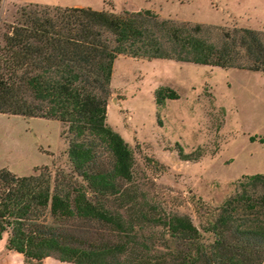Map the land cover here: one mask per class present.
<instances>
[{
    "label": "trees",
    "instance_id": "1",
    "mask_svg": "<svg viewBox=\"0 0 264 264\" xmlns=\"http://www.w3.org/2000/svg\"><path fill=\"white\" fill-rule=\"evenodd\" d=\"M0 38V113L61 122L72 171L0 168V238L25 264H264V174L240 176L196 227L125 187L132 152L105 123L117 55L264 72V30L27 3ZM164 90L154 92L158 106L175 97Z\"/></svg>",
    "mask_w": 264,
    "mask_h": 264
},
{
    "label": "rangeland",
    "instance_id": "2",
    "mask_svg": "<svg viewBox=\"0 0 264 264\" xmlns=\"http://www.w3.org/2000/svg\"><path fill=\"white\" fill-rule=\"evenodd\" d=\"M67 1L113 13L150 9L174 22L264 30V0ZM19 6L0 2V33ZM158 88L175 97L156 105ZM105 110V123L132 152L125 187L165 214L187 215L196 227L240 176L264 174V72L119 54ZM66 148L61 122L0 113V168L17 175L36 174L34 168L43 166L51 176L71 173ZM99 154L109 160L103 149ZM105 203L116 208L112 197Z\"/></svg>",
    "mask_w": 264,
    "mask_h": 264
},
{
    "label": "crops",
    "instance_id": "3",
    "mask_svg": "<svg viewBox=\"0 0 264 264\" xmlns=\"http://www.w3.org/2000/svg\"><path fill=\"white\" fill-rule=\"evenodd\" d=\"M0 2L13 3L18 5H23L27 3H37L44 5H56L61 7L64 6L90 7V6H80L79 4H76L74 2H68L67 0H0ZM100 9H103L102 5L98 7L97 10ZM6 238H7V233L2 234L0 238V264H25L24 258L20 253L14 250H10L6 247ZM41 264H72V263L66 261H60L50 256H47L42 258Z\"/></svg>",
    "mask_w": 264,
    "mask_h": 264
}]
</instances>
